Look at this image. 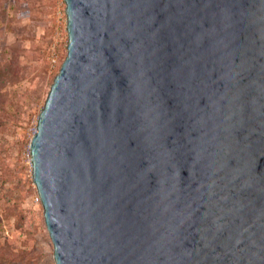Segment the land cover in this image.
<instances>
[{"label": "water", "instance_id": "water-1", "mask_svg": "<svg viewBox=\"0 0 264 264\" xmlns=\"http://www.w3.org/2000/svg\"><path fill=\"white\" fill-rule=\"evenodd\" d=\"M29 142L55 264H264V0H64Z\"/></svg>", "mask_w": 264, "mask_h": 264}, {"label": "rangeland", "instance_id": "rangeland-1", "mask_svg": "<svg viewBox=\"0 0 264 264\" xmlns=\"http://www.w3.org/2000/svg\"><path fill=\"white\" fill-rule=\"evenodd\" d=\"M67 42L64 0H0V264H55L27 153Z\"/></svg>", "mask_w": 264, "mask_h": 264}, {"label": "built area", "instance_id": "built-area-1", "mask_svg": "<svg viewBox=\"0 0 264 264\" xmlns=\"http://www.w3.org/2000/svg\"><path fill=\"white\" fill-rule=\"evenodd\" d=\"M65 2V1H64ZM56 63V59H55V56L52 54L51 55V58H50V65L51 67H53ZM36 126L37 125H34L32 128H31V134L33 135L35 132H36ZM32 137V136H31ZM27 157L29 158V161H30V150H28V153H27ZM31 164V163H30ZM37 201L40 202V198L39 196H37Z\"/></svg>", "mask_w": 264, "mask_h": 264}]
</instances>
